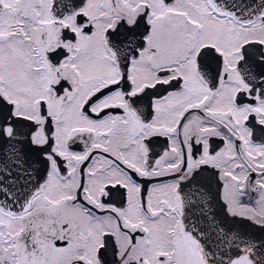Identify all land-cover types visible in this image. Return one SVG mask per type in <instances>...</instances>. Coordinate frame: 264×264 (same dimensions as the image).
<instances>
[{"label":"snow or ice","instance_id":"1","mask_svg":"<svg viewBox=\"0 0 264 264\" xmlns=\"http://www.w3.org/2000/svg\"><path fill=\"white\" fill-rule=\"evenodd\" d=\"M0 264H264V0H0Z\"/></svg>","mask_w":264,"mask_h":264}]
</instances>
